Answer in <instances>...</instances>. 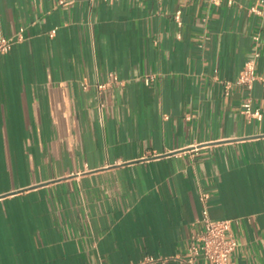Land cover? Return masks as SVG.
Returning <instances> with one entry per match:
<instances>
[{"label": "crops", "instance_id": "crops-1", "mask_svg": "<svg viewBox=\"0 0 264 264\" xmlns=\"http://www.w3.org/2000/svg\"><path fill=\"white\" fill-rule=\"evenodd\" d=\"M263 14L0 0V38L23 31L0 56V264H184L202 194L211 220L235 221L233 264H264ZM254 59L248 91L235 83ZM249 97L262 121L242 114Z\"/></svg>", "mask_w": 264, "mask_h": 264}, {"label": "built area", "instance_id": "built-area-1", "mask_svg": "<svg viewBox=\"0 0 264 264\" xmlns=\"http://www.w3.org/2000/svg\"><path fill=\"white\" fill-rule=\"evenodd\" d=\"M264 4V0H261ZM251 13L261 14L256 7L250 9ZM264 22V14L262 15ZM176 22L181 25V12H177L175 15ZM55 31L50 36L53 37ZM23 40V31L14 38H0V56L8 54L12 47ZM257 54L255 58H258ZM258 79L256 74V62L255 59L248 61L245 64L243 71L240 73L236 85L245 87L248 91H251L254 83ZM153 77H148L145 82L149 84L153 81ZM113 82L119 83L117 77H113ZM231 83L228 84L230 87ZM101 89H105L106 85H101ZM242 114L249 120L262 121L263 114L260 109L254 106V102L249 97L242 105ZM208 195L202 194L200 200L204 204L202 217L199 223L202 225V230L195 237L194 243H192L188 249V257L184 264H199L203 261L207 264H233L232 256L238 248V242L232 233V226L235 221L233 220H221L213 221L209 216L207 208ZM164 260L152 256L144 257L139 263L136 264H163Z\"/></svg>", "mask_w": 264, "mask_h": 264}]
</instances>
